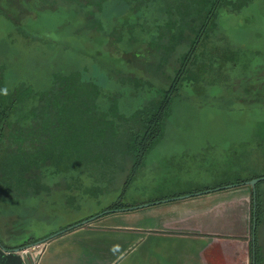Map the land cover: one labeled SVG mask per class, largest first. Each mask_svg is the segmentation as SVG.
Returning a JSON list of instances; mask_svg holds the SVG:
<instances>
[{"label":"rangeland","instance_id":"obj_1","mask_svg":"<svg viewBox=\"0 0 264 264\" xmlns=\"http://www.w3.org/2000/svg\"><path fill=\"white\" fill-rule=\"evenodd\" d=\"M201 1L163 0L142 13L121 0H106L101 9L84 0L89 6L83 11L60 7L66 0H0L5 101L19 97L23 114L33 105L47 112L31 124L15 115L19 120L1 141L0 232L10 245L37 241L26 237L40 232L34 220L53 228L67 188L63 198L78 197L77 211L101 214L117 201L153 203L221 181L264 176V0L221 5L214 30L181 75L163 138L134 173L136 159L116 144L122 134L140 129L139 112L172 87L195 38L194 14L177 11ZM70 74L81 76L71 85L72 98L61 80ZM24 88L40 97L17 95ZM44 114L52 122L46 128ZM92 131L94 137L117 134L115 143L99 147L96 161L89 150L80 155L69 146ZM15 155L21 158L13 163Z\"/></svg>","mask_w":264,"mask_h":264},{"label":"crops","instance_id":"obj_2","mask_svg":"<svg viewBox=\"0 0 264 264\" xmlns=\"http://www.w3.org/2000/svg\"><path fill=\"white\" fill-rule=\"evenodd\" d=\"M259 177L263 176L221 181L205 190L158 198L155 201L169 200L106 214L78 227L74 226L99 212L77 211L78 197L63 198L65 192L69 195L67 188L64 195L60 193L53 228L34 220L40 232L26 237L36 242L50 239L37 264H264V223H256L254 190L245 184ZM261 186L257 184L256 192L264 216ZM209 189L214 192L197 195ZM184 195L192 196L174 199ZM26 218L24 224L29 222ZM6 237L0 232V241L8 249L36 243L13 246Z\"/></svg>","mask_w":264,"mask_h":264},{"label":"trees","instance_id":"obj_3","mask_svg":"<svg viewBox=\"0 0 264 264\" xmlns=\"http://www.w3.org/2000/svg\"><path fill=\"white\" fill-rule=\"evenodd\" d=\"M83 1L84 0H66V2L62 3L60 7L74 6V8H76L77 10L83 11L84 8L88 9V6H89V5H84ZM105 1L106 0H95L96 5L94 6L98 9L99 8L101 9L103 7L102 3H104ZM121 1L126 2L133 11L143 13V12L148 11V9L153 7L155 4L157 5V3H160V1H163V0H121ZM225 1L226 0H202L201 6L199 7L198 5L195 7H191V6L187 7V9L183 12V14L179 10L177 11L178 14L181 16L184 14L187 15V12H188L187 16L194 14L193 15L194 20L190 22V24L192 25L190 32L191 34L193 33L195 38L190 40V45H191L190 50H189L190 52L185 57L183 66L179 69L178 76L176 80L174 81L172 87L168 91L164 92L163 97L159 101L153 103V105H150L142 109L139 112V118H140L139 120L141 123L140 129H138L137 132L136 131L134 132L133 129L129 130V133H127L125 136L122 134L121 136H123L124 138L123 141H119L118 139L116 143L119 145L123 144V146H126V150L123 152V154H127L131 157L133 156L136 159V166L134 167L133 173L137 169L138 165L143 163L150 149H152L163 138V130H164L163 128L165 124V119L168 117L170 113L171 104H172L171 101H172V98L175 92L178 89V84L181 80V75H183L186 72L185 67L189 66L190 64L194 62L196 52L199 51L201 45H203L204 42L210 37L212 31L215 28V24H216L215 20L217 18L218 11L221 5ZM141 29L143 30V33H146L144 26H142ZM176 33L177 32H175V34ZM181 38H183V36L179 37L180 40ZM183 39L188 40L190 39V37L183 38ZM61 80L67 81L68 91L66 95L72 98V93H73L74 87L76 86V82L78 81L81 82V76L70 74V75L61 77ZM72 84H75V86L71 88ZM79 87L75 89L76 90L75 95H77L78 94L77 92L81 90L80 89L81 87L80 88ZM93 87L98 88V86L94 83H93ZM18 91L19 92L17 93V95H24V96H27L28 98L32 95L30 100H35L37 97L38 98L40 97L39 93H38L39 95H37L33 90H29L26 88L18 90ZM6 95H7V92L4 89L3 83L0 80V145L4 137V132L7 129V126H11L15 124L17 120H19L18 118H15V115H18L20 117L23 116L22 120L24 124H28L29 122L31 124L33 120H35L38 117H41V114L46 112V109L44 108L41 109V107H38L39 105L37 107L33 105L32 107L25 110L23 114L21 110H19L18 105H16V103L20 101V98L18 97L17 99L13 101V103H9L5 101ZM67 103L68 102H63V105H61L62 103H60L59 101L57 102L58 106H66ZM81 106L74 108V111L79 112L81 110ZM50 122H51L50 117L45 116L44 114L43 127L46 128L47 126H49ZM102 127H101V130H105ZM91 135L90 134L84 135L83 133H81L75 136V138L71 139V143H69V146L77 149L76 154H80L78 152L82 151V149L89 150L88 154L91 155L90 159H92L93 161H96L97 150L99 151V147L100 148L103 147L107 142L115 143L117 134L115 131H113V134H110V135L103 134V136L102 137L100 136L101 137L100 138V137H94L95 132L92 131ZM100 140L102 141L99 143ZM114 148H117V147H114ZM93 151L96 154H94ZM84 152L85 151H83L82 153ZM80 155H84V154H80ZM111 155L113 158L114 153L112 152ZM20 158L21 156L15 155L13 157V163L17 162L16 160ZM128 184L129 183L127 182V185ZM126 207H130V206L127 203H123L122 201H117L116 203L108 207V209H122ZM262 214H263L262 201L257 198V207H256V214H255L256 223L262 222V217H261Z\"/></svg>","mask_w":264,"mask_h":264},{"label":"water","instance_id":"obj_4","mask_svg":"<svg viewBox=\"0 0 264 264\" xmlns=\"http://www.w3.org/2000/svg\"><path fill=\"white\" fill-rule=\"evenodd\" d=\"M261 182H264V176L252 179L250 181H247L245 184L252 187V189L254 190V195L256 196V186L258 183H261ZM228 187L229 186H225L222 188H228ZM222 188H217V189H215V191L222 189ZM211 192H214V189H209V190H206L203 192H199V193H197V195L209 194ZM189 196H192V195H184V196H180V197L174 198V199L186 198ZM174 199H171V200H174ZM168 200L169 199L161 200V201H155L153 203H145V204L137 205L134 207H127V208H122V209H107L103 213L95 215L94 217H92L88 220H85L82 223L75 225L74 227H78L80 225H85V224L89 223L90 221L96 220V219H98V218H100L106 214H110V213L117 212V211L134 210V209L149 206L151 204H158V203L168 201ZM254 205H255V209H256V206H257L256 197L254 199ZM48 240H50V239H44V240L38 241L32 245L23 246V247H19V248H15V249H8L0 241V264H31L29 256L26 253H22V254H20V253L28 250L29 248H32L35 246H40L41 244L47 242Z\"/></svg>","mask_w":264,"mask_h":264},{"label":"built area","instance_id":"obj_5","mask_svg":"<svg viewBox=\"0 0 264 264\" xmlns=\"http://www.w3.org/2000/svg\"><path fill=\"white\" fill-rule=\"evenodd\" d=\"M45 243L41 244L40 246H35V247H32V248H29L28 250H26L24 252H21L20 254L26 253L29 256V258H30L31 264H37L39 259H40L41 254L43 252ZM37 249H39V251H41V252L39 253V256L37 255L36 258H34L33 253H35L37 251ZM32 250H35V251H32Z\"/></svg>","mask_w":264,"mask_h":264},{"label":"flooded vegetation","instance_id":"obj_6","mask_svg":"<svg viewBox=\"0 0 264 264\" xmlns=\"http://www.w3.org/2000/svg\"><path fill=\"white\" fill-rule=\"evenodd\" d=\"M254 196H255V195H254ZM255 197H256V202H257V192H256V196H255ZM254 199H255V198H254Z\"/></svg>","mask_w":264,"mask_h":264}]
</instances>
